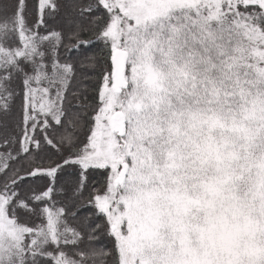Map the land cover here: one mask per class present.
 I'll list each match as a JSON object with an SVG mask.
<instances>
[{"label": "snow or ice", "instance_id": "6c2138e0", "mask_svg": "<svg viewBox=\"0 0 264 264\" xmlns=\"http://www.w3.org/2000/svg\"><path fill=\"white\" fill-rule=\"evenodd\" d=\"M0 264H264V0H0Z\"/></svg>", "mask_w": 264, "mask_h": 264}, {"label": "trees", "instance_id": "16d2710c", "mask_svg": "<svg viewBox=\"0 0 264 264\" xmlns=\"http://www.w3.org/2000/svg\"><path fill=\"white\" fill-rule=\"evenodd\" d=\"M49 27L50 28L59 29L60 25L58 23L53 24V23L50 22ZM61 54H62V56L64 55V50L63 49H61ZM72 59L74 61L77 59L76 54H72ZM85 71H88V70L87 69H81L79 67V64L77 63V72H78V74H80L82 72H85ZM79 211H80L79 219L83 220L86 216H88L91 213L92 209L90 207H88L87 205H85V206L81 207Z\"/></svg>", "mask_w": 264, "mask_h": 264}]
</instances>
